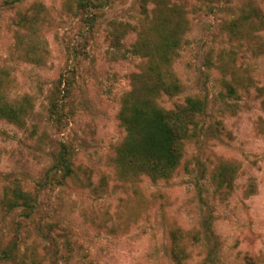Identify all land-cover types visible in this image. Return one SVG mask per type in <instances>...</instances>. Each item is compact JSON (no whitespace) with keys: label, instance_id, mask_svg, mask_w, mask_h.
<instances>
[{"label":"rangeland","instance_id":"1","mask_svg":"<svg viewBox=\"0 0 264 264\" xmlns=\"http://www.w3.org/2000/svg\"><path fill=\"white\" fill-rule=\"evenodd\" d=\"M38 1L46 9L34 33L15 24L17 9L0 13V70L9 73L12 96H33L24 127L0 121V199L16 187L38 199L29 216L0 206V252L15 246L0 264H175L169 232L176 228L188 233L183 264H264V95L257 91L264 86V0H168L184 17L173 64L182 91L160 103L169 109L199 96L207 109L179 168L158 181L123 180L114 162L125 135L120 98L143 59L128 52L136 32L114 47L109 23L139 25L141 0H114L86 39L68 0ZM36 42L46 50L40 64L25 58ZM64 77L71 86L56 122L47 96L60 81L68 87ZM60 143L71 149L76 175L41 186ZM225 162L237 169L230 190L214 179Z\"/></svg>","mask_w":264,"mask_h":264},{"label":"trees","instance_id":"2","mask_svg":"<svg viewBox=\"0 0 264 264\" xmlns=\"http://www.w3.org/2000/svg\"><path fill=\"white\" fill-rule=\"evenodd\" d=\"M149 1L150 9L147 7L148 1L141 0L145 18L139 25L116 21L109 23L110 41L114 47L121 46L122 39L130 30L136 32V39L128 52L143 59L141 68L129 77V89L121 95L117 113L125 135L115 149L114 162L119 177L127 181L136 180L141 176H146L152 181L170 179L181 165L187 142L197 135L200 121L207 109L206 99L199 96H187L183 102L169 109L161 105L162 97L171 98L182 91V84L173 64L183 41L184 17L179 5L170 4L168 0ZM24 2L25 0H0V13L17 9ZM72 2H75L73 8ZM113 2L114 0H68L65 4L79 17L82 23L80 34L86 39L104 10ZM45 9L43 3L38 0L23 11L17 9L15 24L34 33L45 15ZM249 15H244L239 21L249 19ZM231 24L237 27L239 22ZM44 52L46 50L43 46L36 42L25 51V58L40 64ZM259 52L263 53L264 47L260 48ZM64 80L68 87L61 88L60 81L51 88L47 96L49 115L56 122L61 120L62 100L68 96L71 86L67 77H64ZM9 86V73L6 69H1L0 121L24 127L33 110V96L26 93L14 97ZM226 88L230 93L235 92L231 84H227ZM257 91L264 95V86L257 87ZM236 170L234 163H222L214 175L218 187L232 189ZM75 175L72 151L66 143H60L59 150L40 185L61 186ZM254 188L255 184H250L249 190ZM37 200L36 195L16 187L10 197L0 199V206L6 204L10 209L21 207L25 215L29 216ZM207 230V233L211 234L209 226ZM187 234L179 228L169 232V257L175 264H183L189 257L187 245L184 243ZM14 248L15 246L2 250L0 259H10Z\"/></svg>","mask_w":264,"mask_h":264}]
</instances>
